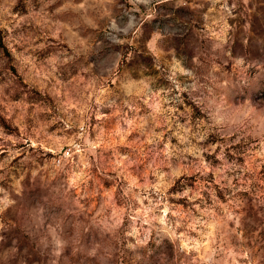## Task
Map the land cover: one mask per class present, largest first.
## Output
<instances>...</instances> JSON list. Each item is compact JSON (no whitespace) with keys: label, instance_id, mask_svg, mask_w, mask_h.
<instances>
[{"label":"rangeland","instance_id":"374dc122","mask_svg":"<svg viewBox=\"0 0 264 264\" xmlns=\"http://www.w3.org/2000/svg\"><path fill=\"white\" fill-rule=\"evenodd\" d=\"M0 264H264V0H0Z\"/></svg>","mask_w":264,"mask_h":264}]
</instances>
